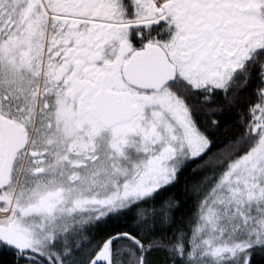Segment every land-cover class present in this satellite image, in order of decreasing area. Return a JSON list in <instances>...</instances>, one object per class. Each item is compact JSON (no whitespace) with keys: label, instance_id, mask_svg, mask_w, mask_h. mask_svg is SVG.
Returning <instances> with one entry per match:
<instances>
[{"label":"snow or ice","instance_id":"obj_1","mask_svg":"<svg viewBox=\"0 0 264 264\" xmlns=\"http://www.w3.org/2000/svg\"><path fill=\"white\" fill-rule=\"evenodd\" d=\"M0 264H264V0H0Z\"/></svg>","mask_w":264,"mask_h":264}]
</instances>
